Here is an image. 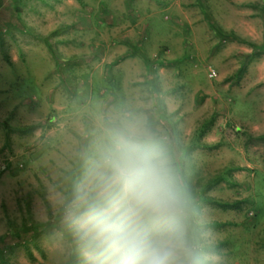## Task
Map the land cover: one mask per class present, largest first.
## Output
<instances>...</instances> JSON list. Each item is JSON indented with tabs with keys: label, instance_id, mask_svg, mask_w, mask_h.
I'll use <instances>...</instances> for the list:
<instances>
[{
	"label": "rangeland",
	"instance_id": "1",
	"mask_svg": "<svg viewBox=\"0 0 264 264\" xmlns=\"http://www.w3.org/2000/svg\"><path fill=\"white\" fill-rule=\"evenodd\" d=\"M0 264H264V0H0Z\"/></svg>",
	"mask_w": 264,
	"mask_h": 264
},
{
	"label": "crops",
	"instance_id": "2",
	"mask_svg": "<svg viewBox=\"0 0 264 264\" xmlns=\"http://www.w3.org/2000/svg\"><path fill=\"white\" fill-rule=\"evenodd\" d=\"M67 6H71V7H72V4H71V3H68ZM71 7H70L69 10H71ZM76 9H77V7L74 6V16L71 15V16L69 17L70 20H71V19H73V20H74V19H75V20H81V17H82V16H81V9H80V8H78V10H76ZM69 10H68V11H69ZM68 14H70V13L68 12ZM90 29H91V28H90ZM101 46H103V45H101ZM101 46H100L99 48H98V46H96V47H94V48H93V46H92V49L95 50V51H100V52L102 51V52H103V51H104V48L101 47ZM74 51H76V48H75ZM92 77H93V76H92ZM92 77H91V78H92ZM88 82H89L90 85H93V83H99V82H96V80H94V79H90V81H89V80H87V81H85V82L80 81L79 84H80V85H83V84H87ZM81 91H82V90H81ZM90 91H91V89H90Z\"/></svg>",
	"mask_w": 264,
	"mask_h": 264
},
{
	"label": "built area",
	"instance_id": "3",
	"mask_svg": "<svg viewBox=\"0 0 264 264\" xmlns=\"http://www.w3.org/2000/svg\"><path fill=\"white\" fill-rule=\"evenodd\" d=\"M210 76H211V77H214V76H215V72L211 71V72H210Z\"/></svg>",
	"mask_w": 264,
	"mask_h": 264
}]
</instances>
